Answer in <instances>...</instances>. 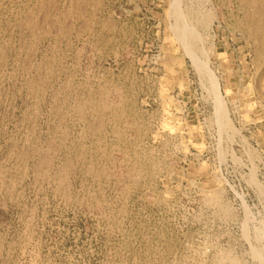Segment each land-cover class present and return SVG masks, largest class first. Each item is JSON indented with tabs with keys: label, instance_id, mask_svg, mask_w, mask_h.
Segmentation results:
<instances>
[{
	"label": "rangeland",
	"instance_id": "374dc122",
	"mask_svg": "<svg viewBox=\"0 0 264 264\" xmlns=\"http://www.w3.org/2000/svg\"><path fill=\"white\" fill-rule=\"evenodd\" d=\"M178 1L0 0V264H264V0Z\"/></svg>",
	"mask_w": 264,
	"mask_h": 264
},
{
	"label": "bare ground",
	"instance_id": "6f19581e",
	"mask_svg": "<svg viewBox=\"0 0 264 264\" xmlns=\"http://www.w3.org/2000/svg\"><path fill=\"white\" fill-rule=\"evenodd\" d=\"M178 1V0H177ZM253 1H255V0H253ZM175 3H176V1H174ZM179 2V1H178ZM173 3V2H172ZM248 3V2H247ZM256 3V2H255ZM179 4V3H178ZM57 5V4H56ZM172 5H174V7H176L177 5L176 4H172ZM171 5V6H172ZM181 5V4H180ZM169 7H170V5H169ZM189 7H191V6H189ZM245 8V7H244ZM251 8V7H250ZM77 9V8H76ZM83 9H84V7H83ZM257 9V8H256ZM256 9H254V11H256ZM187 10V9H186ZM195 10H196V8H195ZM252 10V9H251ZM250 10V11H251ZM171 12H172V10H171ZM195 12V11H194ZM257 12V11H256ZM258 12H259V10H258ZM74 13V12H73ZM77 13H78V10H77ZM248 13V12H247ZM85 14V13H84ZM175 14H176V16H177V18L179 19V16H180V10H179V12L177 13V11L175 12ZM246 14V13H245ZM174 16V15H173ZM249 17V16H248ZM253 17V16H252ZM79 18V17H78ZM174 18V17H173ZM30 21V20H29ZM31 22V21H30ZM193 22V21H192ZM186 23V22H185ZM67 24V23H66ZM179 24V23H178ZM187 24V23H186ZM240 24V23H239ZM250 24V23H249ZM177 25V24H176ZM176 25H174V26H176ZM183 25H185V24H183ZM189 26V25H188ZM191 26V25H190ZM36 27V26H35ZM172 27V26H171ZM194 27H195V25H194ZM193 27V28H194ZM186 28L187 27H185V26H182L181 28L180 27H178V26H176L175 27V29H176V31L180 34V36H181V39H183V38H185V32H186ZM192 28V29H193ZM169 29H172V28H169ZM30 31H31V29H29ZM65 30V29H64ZM64 30H62V31H64ZM193 30H195V28L193 29ZM192 30V31H193ZM241 30H242V28H241ZM249 30H251V29H249ZM191 31V30H190ZM198 31V30H197ZM259 31V30H258ZM189 32V31H188ZM244 32H246V31H244ZM21 33V32H20ZM173 34V33H172ZM174 35V34H173ZM197 36H199V35H197ZM177 37V36H176ZM190 37V36H189ZM188 37V38H189ZM175 38V37H174ZM194 38V37H193ZM251 38V37H250ZM200 39V38H199ZM264 39V38H263ZM177 40V39H176ZM185 40V39H184ZM201 40V39H200ZM178 41V40H177ZM185 42V41H184ZM184 42H182V43H184ZM200 42V41H199ZM263 42V41H262ZM261 42V43H262ZM181 43V44H182ZM200 44V43H199ZM182 45H184L185 47V50H186V52H187V54L191 57V59H192V63H193V65L198 69V70H203V69H205V64H204V62H203V60L201 59H198L197 57H196V55H195V53H193L192 52V49H190V46L185 42V44H182ZM200 46V45H199ZM174 47V46H173ZM197 47V46H196ZM183 48V49H184ZM182 49V48H181ZM199 49V48H198ZM174 50V49H173ZM184 51V50H183ZM216 54H217V52H216ZM218 55V54H217ZM223 55V54H222ZM199 56V55H198ZM203 57V56H202ZM217 57H219V56H217ZM258 57V56H257ZM261 58V57H260ZM225 59V58H224ZM205 61V60H204ZM259 61V60H258ZM209 69V68H208ZM52 72V71H51ZM167 72V71H166ZM206 73V75H208L207 77H208V81L210 82L209 84H210V87H211V90H212V92L214 93V98H215V110L214 111H216V113L217 114H219V112H220V110H221V108H222V103H221V100H220V97H219V94H218V92H217V84H216V80H215V78L213 77V74L211 75L208 71H205ZM211 72V71H210ZM25 74V73H24ZM7 78V77H6ZM260 79V78H259ZM258 79V80H259ZM202 80V79H201ZM160 81V80H159ZM167 82V81H166ZM166 82H164V83H166ZM83 83V82H82ZM259 83V82H258ZM78 85V84H77ZM80 85V84H79ZM259 86V85H258ZM104 88V87H103ZM116 88V87H115ZM114 88V89H115ZM264 89V88H263ZM210 90V89H209ZM258 91H260V90H258ZM100 92V91H99ZM161 93V92H160ZM38 94V93H37ZM100 94H101V92H100ZM99 94V95H100ZM98 95V94H97ZM33 98V97H32ZM68 98H69V96H68ZM101 98V97H100ZM241 98H242V96H241ZM84 100V99H83ZM249 100V99H248ZM99 101H100V99H99ZM254 101V100H253ZM105 102V101H104ZM94 103V102H93ZM102 104V103H101ZM118 104V103H117ZM258 104V103H257ZM103 105V104H102ZM76 106V105H75ZM100 106V105H99ZM99 106H98V109H99ZM232 106V105H231ZM90 107V106H89ZM245 107V106H244ZM243 107V108H244ZM83 108V107H82ZM92 108V107H91ZM94 108V107H93ZM90 109V108H89ZM97 109V108H96ZM166 110V109H165ZM164 110V111H165ZM168 111V110H167ZM167 116V115H166ZM110 117V116H109ZM161 117V116H160ZM169 117V116H168ZM167 117V118H168ZM172 117V116H171ZM181 117V116H180ZM222 118V117H221ZM220 118V119H221ZM174 119H176V118H174ZM216 119V118H215ZM170 120V119H169ZM223 120V119H222ZM221 120V121H222ZM226 120V119H225ZM100 121V120H99ZM173 121H175V120H173ZM216 121V120H215ZM179 122V121H178ZM216 122H218V121H216ZM226 122H227V120H226ZM162 125V124H161ZM165 126V125H164ZM169 126H170V124H169ZM173 126V125H172ZM167 127V126H166ZM221 127V126H220ZM171 128V127H170ZM184 128V127H183ZM92 129V128H91ZM111 129V128H110ZM164 129H165V127H164ZM175 132V131H174ZM222 132V131H221ZM222 134V133H221ZM100 143V142H99ZM182 148V147H181ZM176 149V148H175ZM138 150V149H137ZM176 151V150H175ZM99 154V153H98ZM126 158V157H125ZM45 162V161H44ZM39 163H40V161H39ZM41 164V163H40ZM43 164V163H42ZM67 164V163H66ZM102 164V163H101ZM38 167V166H37ZM63 169V168H62ZM2 170V169H1ZM64 170V169H63ZM142 170V169H141ZM62 171V170H61ZM154 171V170H153ZM64 173V172H63ZM60 174V173H59ZM99 174V173H98ZM103 175V174H102ZM106 175V174H105ZM61 178V177H60ZM206 183V182H205ZM13 185V184H12ZM59 187V186H58ZM218 187V186H217ZM185 188V187H184ZM219 188V187H218ZM197 189V188H196ZM202 189V188H201ZM200 189V190H201ZM202 190H204V189H202ZM205 191V190H204ZM207 191V190H206ZM209 191V190H208ZM203 192V191H202ZM208 193V192H207ZM207 193H206V195H207ZM202 194V193H201ZM218 195V194H217ZM202 196H204V195H202ZM220 196V195H219ZM212 197V196H211ZM218 197V196H217ZM212 198H214V195H213V197ZM220 199V198H219ZM205 200V199H204ZM206 202H207V200H206ZM205 202V203H206ZM215 202H216V200H215ZM214 202V203H215ZM223 202V201H222ZM209 205L211 204L209 201L207 202ZM207 204V205H208ZM212 205V204H211ZM216 204H214V206H215ZM206 206V205H205ZM218 207V206H217ZM227 208V207H226ZM227 210V209H226ZM225 210V211H226ZM228 211V210H227ZM226 211V212H227ZM220 212H222V210L220 211ZM230 213V212H229ZM224 214H226V213H224ZM224 214H222L223 215V217H226ZM228 216H230V214L228 215ZM264 222V221H263ZM245 228V227H244ZM263 230H264V228H263ZM261 231V230H260ZM256 234H259V233H256ZM261 234V233H260ZM256 237V236H255ZM260 237V236H259ZM248 239V238H247ZM207 240V239H206ZM261 241V240H260ZM262 243H263V240H262ZM231 248V247H230ZM255 248V247H254ZM258 248V247H257ZM261 248V247H260ZM197 250V249H196ZM219 251V250H218ZM256 251H257V249H256ZM260 251V250H259ZM261 252V251H260ZM220 253V252H219ZM255 253V252H254ZM257 254V253H256ZM222 255V254H221ZM258 255H259V253H258ZM216 256V255H215ZM215 256H213L214 258H215ZM256 256V255H255ZM255 256H253V257H255ZM218 257V256H217ZM221 257V256H220ZM220 257H218V259L220 258ZM257 258V257H256ZM216 259V258H215ZM214 259V260H215ZM213 260V259H212ZM221 260H223V259H221ZM237 260H238V258H237ZM155 262V261H154ZM224 262V261H223ZM152 264V263H151ZM216 264H220V262L219 263H216ZM230 264H237V261H235V260H231V262H230ZM261 264V263H260Z\"/></svg>",
	"mask_w": 264,
	"mask_h": 264
}]
</instances>
